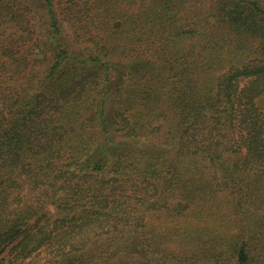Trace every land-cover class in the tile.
I'll return each mask as SVG.
<instances>
[{
    "label": "trees",
    "instance_id": "obj_1",
    "mask_svg": "<svg viewBox=\"0 0 264 264\" xmlns=\"http://www.w3.org/2000/svg\"><path fill=\"white\" fill-rule=\"evenodd\" d=\"M0 264H264V0H0Z\"/></svg>",
    "mask_w": 264,
    "mask_h": 264
},
{
    "label": "rangeland",
    "instance_id": "obj_2",
    "mask_svg": "<svg viewBox=\"0 0 264 264\" xmlns=\"http://www.w3.org/2000/svg\"><path fill=\"white\" fill-rule=\"evenodd\" d=\"M6 252H7V251H6ZM6 252H5L4 254H6ZM4 254H3V255H4Z\"/></svg>",
    "mask_w": 264,
    "mask_h": 264
}]
</instances>
